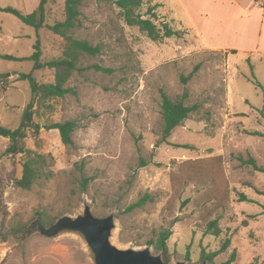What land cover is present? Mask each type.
Wrapping results in <instances>:
<instances>
[{
  "label": "rangeland",
  "instance_id": "rangeland-1",
  "mask_svg": "<svg viewBox=\"0 0 264 264\" xmlns=\"http://www.w3.org/2000/svg\"><path fill=\"white\" fill-rule=\"evenodd\" d=\"M64 3L47 0L45 24L64 19ZM38 4L0 0L24 14ZM153 4L160 5L155 23L166 22L180 36L152 41L126 25L113 4L83 3L73 35L99 51L81 55L66 82L72 91L47 100L33 117L42 126L73 120V143L64 146L58 131L46 128L23 140L46 157L49 179L18 188L23 154L6 152L10 141L0 136V264H94L79 232L20 239L14 231L38 212L74 218L85 205L96 217L113 214L109 240L119 249L148 247L159 255L149 242L170 228L168 264H201L200 251H215L226 238L230 244L215 263L235 252L230 264H264V172L246 163L252 158L264 169V13L258 7L264 5L144 0L141 12ZM37 41L41 61L61 56L60 36L0 10V73L6 78L0 81V124L10 129L19 125L31 95L18 75L32 73L47 83L54 70H34L32 60L2 55L27 58ZM161 91L197 106L165 139ZM144 194L149 198L141 208L124 212ZM242 195L247 199L241 201ZM212 220L217 236L206 230Z\"/></svg>",
  "mask_w": 264,
  "mask_h": 264
},
{
  "label": "trees",
  "instance_id": "trees-1",
  "mask_svg": "<svg viewBox=\"0 0 264 264\" xmlns=\"http://www.w3.org/2000/svg\"><path fill=\"white\" fill-rule=\"evenodd\" d=\"M87 1L90 0H65L64 19L52 24H45V4L47 0H39L37 9L26 14L10 6H0V10L13 14L22 23L32 26L37 31L46 26L53 34L60 36L64 40V49L61 56L45 62L40 59L41 50L39 41L35 43L33 53L27 58L2 55V57L6 59L32 60L34 70L45 67L54 70V80L47 83L39 82L32 73H20L18 79L28 81L31 93L30 99L22 111L20 123L16 128L10 129L0 124V136L8 138L10 141L9 146L6 148V152L23 154L24 160L22 162L21 176L15 180V185L18 188L29 190L34 184L39 183L40 180L49 179L51 176V172L45 170L46 157L43 154H39L24 146L23 140L28 134L37 136L41 128L56 129L64 146L70 147L73 143L72 133L75 128V122L73 120H64L61 122H54L47 126H42L35 122L33 117L37 112V108L44 105L47 100L64 97L65 94L72 91L71 88L66 86V82L71 73L76 70V65L80 56L85 54L94 55L99 51L98 45H92L87 40L78 39L73 35L74 31L81 25V7L83 3H86ZM101 1L113 4L118 9V13L126 25L137 27L152 41H160L166 37L180 36V32L172 29L166 22L160 23L159 25L155 23V9L160 6L159 4L147 6L145 12H141L144 0ZM230 52L233 53L234 50H231ZM189 76L182 79L185 81ZM4 79H6L5 75L0 73V81L2 82ZM196 109L197 106L195 104H185L181 97H171L166 92L161 91L160 111L162 117V138L165 139L168 137L171 131L175 127L181 125L182 122ZM246 163H250L254 169L264 172V169L256 165L252 158L248 159ZM143 164L144 162H142V165ZM85 182L86 179H83L81 182L83 190L86 187ZM148 198L149 195L144 194L137 201L129 204L124 212H132L136 208H141ZM241 198V201L247 199L243 195ZM38 218L45 226H49L57 220V217L48 216L44 211L38 212ZM26 226V224H22L20 227L15 228L14 231L16 233H21ZM206 230L208 234L213 236H217L220 232L216 220L210 221ZM171 233L172 231L170 228L161 230L156 238L149 242L153 246V249L161 256L164 264H168L170 260L167 240ZM229 244L230 240L229 238H226L215 251L206 252L202 249L200 251V260L206 262V264H217L215 263L214 258L218 254L223 253ZM234 258L235 252H232L229 259L220 264H230ZM186 259L190 260L188 254H186Z\"/></svg>",
  "mask_w": 264,
  "mask_h": 264
},
{
  "label": "water",
  "instance_id": "water-1",
  "mask_svg": "<svg viewBox=\"0 0 264 264\" xmlns=\"http://www.w3.org/2000/svg\"><path fill=\"white\" fill-rule=\"evenodd\" d=\"M113 228V214L96 217L89 206L85 205L81 215L74 218L61 216L49 226H45L37 217L21 231L18 238L25 239L35 232L52 237L61 231H76L84 238L93 255L94 264H164L161 256L152 254L148 247L139 250L115 247L109 240ZM175 264L184 262L178 261Z\"/></svg>",
  "mask_w": 264,
  "mask_h": 264
},
{
  "label": "crops",
  "instance_id": "crops-1",
  "mask_svg": "<svg viewBox=\"0 0 264 264\" xmlns=\"http://www.w3.org/2000/svg\"><path fill=\"white\" fill-rule=\"evenodd\" d=\"M264 0H256V3L259 4V5H264ZM256 3H255V0H253V6L252 7H255L256 6ZM264 13V7L262 6H258ZM211 47H216V48H219V49H223V50H226V49H229L228 51H231L232 49L229 48V47H226L224 45H212ZM2 257L0 256V261H2Z\"/></svg>",
  "mask_w": 264,
  "mask_h": 264
}]
</instances>
